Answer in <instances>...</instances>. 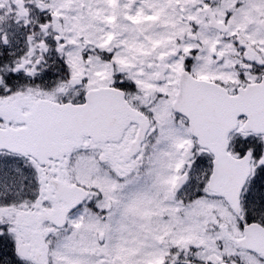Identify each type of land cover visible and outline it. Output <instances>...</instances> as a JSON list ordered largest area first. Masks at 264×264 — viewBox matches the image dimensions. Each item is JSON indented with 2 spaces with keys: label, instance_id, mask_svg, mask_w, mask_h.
Listing matches in <instances>:
<instances>
[{
  "label": "snow or ice",
  "instance_id": "1",
  "mask_svg": "<svg viewBox=\"0 0 264 264\" xmlns=\"http://www.w3.org/2000/svg\"><path fill=\"white\" fill-rule=\"evenodd\" d=\"M0 264H264V0H0Z\"/></svg>",
  "mask_w": 264,
  "mask_h": 264
}]
</instances>
